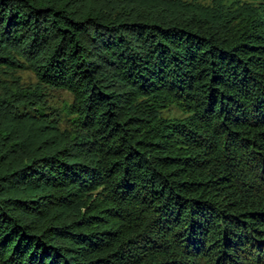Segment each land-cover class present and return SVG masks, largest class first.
Returning a JSON list of instances; mask_svg holds the SVG:
<instances>
[{"label": "trees", "instance_id": "16d2710c", "mask_svg": "<svg viewBox=\"0 0 264 264\" xmlns=\"http://www.w3.org/2000/svg\"><path fill=\"white\" fill-rule=\"evenodd\" d=\"M185 5L0 0V264H264V15Z\"/></svg>", "mask_w": 264, "mask_h": 264}, {"label": "rangeland", "instance_id": "374dc122", "mask_svg": "<svg viewBox=\"0 0 264 264\" xmlns=\"http://www.w3.org/2000/svg\"><path fill=\"white\" fill-rule=\"evenodd\" d=\"M185 7L202 11L219 17L217 15L226 11L236 12L243 11L246 13H258L259 16L264 15V8L257 1L250 0H181ZM6 75V76H4ZM11 75L4 73L3 77H10ZM14 79L18 78L20 83L25 85H34L36 78L34 73L29 69L17 70L13 74ZM44 102L46 109L49 112H57L60 122V127L70 130V119L65 115L62 108L72 101L71 94L64 89L47 88L45 89ZM164 116H181L180 110L171 106L162 112Z\"/></svg>", "mask_w": 264, "mask_h": 264}]
</instances>
